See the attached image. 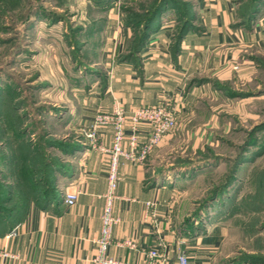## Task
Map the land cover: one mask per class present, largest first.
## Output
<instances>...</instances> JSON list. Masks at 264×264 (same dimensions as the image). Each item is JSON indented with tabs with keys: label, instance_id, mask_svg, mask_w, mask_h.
Masks as SVG:
<instances>
[{
	"label": "rangeland",
	"instance_id": "1",
	"mask_svg": "<svg viewBox=\"0 0 264 264\" xmlns=\"http://www.w3.org/2000/svg\"><path fill=\"white\" fill-rule=\"evenodd\" d=\"M110 1L0 0V188L13 191L10 223L23 218L37 168L42 184L54 170L64 186L80 152L71 148L88 147L89 127L77 123L74 108L80 87L102 71ZM157 1L128 4L142 14ZM168 1L180 5L167 12L176 27L177 17L195 13V0ZM237 2L244 13L251 0ZM252 53L250 80L196 102L177 123V152L163 158L173 163L182 218L204 229L222 225L216 264H264V50Z\"/></svg>",
	"mask_w": 264,
	"mask_h": 264
},
{
	"label": "crops",
	"instance_id": "2",
	"mask_svg": "<svg viewBox=\"0 0 264 264\" xmlns=\"http://www.w3.org/2000/svg\"><path fill=\"white\" fill-rule=\"evenodd\" d=\"M125 1L115 0L108 9L100 59L102 71L96 72L94 84L87 86L86 91L81 87L78 90L83 96L76 103L74 118L85 128L97 113H113L118 106L123 107L127 147L133 133L131 116L137 108L167 104L174 109L178 123L196 102L220 95L216 82L250 80L255 72L252 50H264V11L244 19L237 0H195L193 27L175 51L172 37L176 23L165 13L140 51L125 58L133 37L122 11ZM177 129L165 135L144 161L120 158L118 197L113 207L120 221L113 229L108 248V254L118 260L142 263L150 249L162 248L161 242L166 245L172 264L181 251L188 254L193 264H216L218 260L222 225L213 222L205 232H199L196 224L193 228L185 224L187 218L180 213L183 201L177 193L179 184L175 177L171 178L173 163L163 160L177 152ZM203 133L202 130L200 135ZM137 135L140 142L147 139L145 123L138 125ZM112 141L113 127L103 126L98 143L110 146ZM76 155L73 179L63 186V197L71 189L81 190L76 203L67 205L63 198L42 207L31 202L19 222L18 237L8 240L4 237L7 233L0 234V249L16 254V258L0 257V264H94L110 157L92 147H85ZM148 201L155 202L153 209L147 207ZM192 203L190 200L189 205ZM126 240L134 241L136 248L120 244Z\"/></svg>",
	"mask_w": 264,
	"mask_h": 264
},
{
	"label": "built area",
	"instance_id": "3",
	"mask_svg": "<svg viewBox=\"0 0 264 264\" xmlns=\"http://www.w3.org/2000/svg\"><path fill=\"white\" fill-rule=\"evenodd\" d=\"M126 112L123 107L118 106L113 113L99 112L96 114L92 123L85 133V145L92 148H98L110 157L107 173V190L104 192L105 205L101 216V228L96 238L97 251L93 257L94 264H128L118 260L108 254V248L112 243V233L120 218L114 214V201L118 197L117 187L119 181V163L120 158H127L134 161H144L148 153L157 146L163 137L172 133L177 126V116L174 109L167 104L141 106L134 110L131 121L133 133L128 140V146L125 145V122ZM145 123L148 127V137L144 142L138 139V125ZM111 125L113 127V141L110 146L98 143V134L103 126ZM80 189L70 190L63 197L67 205L76 203ZM147 207L153 209L155 202L148 201ZM20 232V223L16 224L4 237L11 239L18 237ZM120 244H125L131 248H136V243L132 240H126ZM162 248L150 249L147 252V259L138 264H172L166 245L161 242ZM0 257L16 258V254L7 248L0 249ZM177 261L173 264H193L187 253L181 251L177 255ZM1 264H5L4 262Z\"/></svg>",
	"mask_w": 264,
	"mask_h": 264
},
{
	"label": "trees",
	"instance_id": "4",
	"mask_svg": "<svg viewBox=\"0 0 264 264\" xmlns=\"http://www.w3.org/2000/svg\"><path fill=\"white\" fill-rule=\"evenodd\" d=\"M133 1H138V0H126L122 4V11L125 16V21L126 23L131 26L133 30V37H132V45L130 48V52L124 56L125 58H130L135 54V52L140 51L142 48V45L146 40L150 37L152 31H154L155 27L159 24L160 19L162 16L167 13L170 8H175L178 10L180 5L175 4V6H170L168 0H158L157 3L150 9L147 8L145 9L144 13L140 14L136 11H134L132 8L129 6V2ZM115 0H111L109 3V7L113 5ZM241 3V2H240ZM264 11V0H251L250 5L248 6L247 10L243 13L241 12V15L244 19H252L255 16H258ZM184 16V15H183ZM195 16V13L193 14L192 17H177V21L180 20L182 21L180 26H177L174 32V35L172 37V49L175 51L179 44H181V40L184 37V35L192 29V20ZM244 21L241 22L243 24ZM178 25V24H177ZM231 83H224L221 84L219 82H216L215 85L218 88H223L225 89L226 87L230 88ZM85 145V144H84ZM82 145L76 144L74 145L71 149L72 150H81ZM34 164V162H33ZM41 171V168H37L33 174L34 176H31L33 179V188H32V195L28 198L27 204V209L24 213L26 214L28 207L31 202L37 203L39 206L42 207H48L53 203L59 202L60 200L63 199V186L59 185L60 178L57 176L58 174L55 173L54 175V170L50 172L49 178L45 184H42L41 181L44 183V179L38 177V172ZM236 169L233 171L235 172ZM68 173V172H67ZM46 174H48L46 172ZM66 173L64 174V176ZM13 191L11 190V187L5 185V187L0 188V234H5L9 232L16 224V223H10L9 217L13 214L15 211V208H9L8 204L9 201L11 200V193ZM216 194H212L211 200L215 199ZM23 215V217H24ZM185 224L195 227L194 222H191L189 218L185 220ZM196 229H198L199 232H205L206 228L204 229V224H196ZM188 232V229H185V233Z\"/></svg>",
	"mask_w": 264,
	"mask_h": 264
},
{
	"label": "bare ground",
	"instance_id": "5",
	"mask_svg": "<svg viewBox=\"0 0 264 264\" xmlns=\"http://www.w3.org/2000/svg\"><path fill=\"white\" fill-rule=\"evenodd\" d=\"M221 216V215H220Z\"/></svg>",
	"mask_w": 264,
	"mask_h": 264
}]
</instances>
